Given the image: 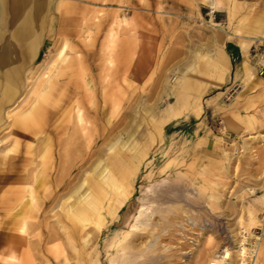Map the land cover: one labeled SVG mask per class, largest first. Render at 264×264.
Returning <instances> with one entry per match:
<instances>
[{
  "label": "rangeland",
  "instance_id": "obj_1",
  "mask_svg": "<svg viewBox=\"0 0 264 264\" xmlns=\"http://www.w3.org/2000/svg\"><path fill=\"white\" fill-rule=\"evenodd\" d=\"M13 1L0 51L27 12ZM42 1L40 24L0 65L2 78L17 70L19 89L0 112V264H248L257 230L264 264V65L260 87L234 71L222 89L190 91L202 95L199 118L174 121L173 106L178 78L201 73L214 38L242 45L264 0H213L214 13L211 0ZM35 40L36 57L18 58ZM250 45L256 66L264 41Z\"/></svg>",
  "mask_w": 264,
  "mask_h": 264
},
{
  "label": "crops",
  "instance_id": "obj_2",
  "mask_svg": "<svg viewBox=\"0 0 264 264\" xmlns=\"http://www.w3.org/2000/svg\"><path fill=\"white\" fill-rule=\"evenodd\" d=\"M208 5L211 8L212 13H214L216 6L213 0L209 1ZM23 8L26 9L27 12L22 17L18 18V20H20L19 21L20 27L15 30L12 36V38H14L15 41V46L10 44L4 46V48L0 51V65L3 64L1 61V57L3 56L8 57L7 52L9 50L11 49L18 50V46L16 42L25 43V41L32 35L34 29H36V27H38V25L40 24L42 15L49 8V3L42 0H33L32 2L29 0L13 1L12 10L16 14H18V16L22 13ZM5 23H6V4H5V0H0V41L2 40L4 35L3 26ZM253 27H254V31L252 32V31H248V26H246L247 29L246 32L249 34L240 36V38H242L244 41L242 45L240 43L238 45V43L235 41H229L225 48L224 47L225 45L223 46L219 43L218 40L219 37H216L215 40L213 39V43L215 44V49L211 53L205 54L204 56L201 57L205 61L203 65L205 66V68H201V73H198L194 77H191V79L186 80L184 83H183V78H178L177 81L178 83L175 86L180 85L182 91L180 93H176V92L175 94L173 93V95L175 96V104L173 106L179 107L183 112V114L174 121L182 118L189 119L191 116L199 118V116L196 115L195 111L199 105H201V108H203L202 95H200L197 98L195 97V95L190 94V91L198 92V90H200V88L203 87L205 84L211 85L213 88L216 89H222V87H224L227 80L229 79L231 73H233L234 71H235V79L237 81H241L242 83H244L245 88L253 89L261 86L260 77L259 80L255 81L252 80V78L247 77L243 72L244 68L246 67V64L251 63L250 57L248 56V53L251 49L250 43L252 41H255V39L256 40L259 39L260 33L264 32V17L260 18L259 20H256L255 23L253 24ZM36 41L37 40L26 45L27 47H25V49L28 50L24 52L23 56L20 51L19 52L17 51L18 58L24 57L25 59L27 58L28 61L29 59L33 60L37 55V49H36L37 46L34 45L35 43H37ZM15 71L17 70L14 69V72ZM191 71H193L191 67L181 68L182 75H186ZM256 75H257V71H256ZM0 79L1 81H4L6 83L8 82L10 83L9 80L15 81L14 76L9 77L8 71L6 72L4 78L0 77ZM183 84H185L186 87L185 85L182 86ZM262 87L264 88V86ZM203 111L204 108L202 109V113ZM230 126L231 127L226 128L228 132L234 133L235 135L242 134L239 129H236L235 127L233 128L232 125ZM254 138L255 136H250L248 139H254ZM6 247L5 249L12 250V248H14L15 246H12V244H8V246Z\"/></svg>",
  "mask_w": 264,
  "mask_h": 264
},
{
  "label": "bare ground",
  "instance_id": "obj_3",
  "mask_svg": "<svg viewBox=\"0 0 264 264\" xmlns=\"http://www.w3.org/2000/svg\"><path fill=\"white\" fill-rule=\"evenodd\" d=\"M255 34V33H254ZM258 34V33H257ZM214 40H215V38H214ZM264 41V32L263 33H260V36H259V39H255V41H254V43H256V42H263ZM215 42V41H214ZM220 46V45H219ZM6 58L7 57H5V56H3V57H1V61H2V63H3V65H6L5 63V60H6ZM246 64V63H245ZM258 65H264V53L263 54H261V55H259V58H258V60H257V62H256V66L253 64V63H249V64H246V67L244 68V70H243V72H244V74L247 76V77H250V78H253V80H258V73H257V75H256V71H257V66ZM259 72H260V70H259ZM16 74V73H15ZM240 74V73H239ZM260 74V73H259ZM8 75H9V77H13L14 76V72H12L11 70H9L8 71ZM238 75V74H237ZM10 79V78H9ZM10 81V83L8 82V83H6V84H1L0 83V89L2 90V100H1V103H0V112L4 109V107H5V105L6 104H8V103H11L13 100H15L16 98H17V96L19 95L18 93H19V89L17 90L16 89V87H17V85L16 84H13V81L12 80H9ZM177 80H173V82L175 83ZM0 82H1V79H0ZM181 84V83H180ZM15 85H16V87H15ZM185 84H183L182 86H184ZM181 86V87H182ZM185 87H186V85H185ZM39 102V103H38ZM37 103H38V106H37V110L33 113V116L31 115V117H29V118H27V119H25V121H24V123H29V124H31L32 122H34V120L36 119V117L38 116V114L39 113H41V111H42V103H40V101H38ZM200 102H201V99H200ZM199 104V103H198ZM202 109L203 108H201V105H199L198 106V108L196 109V115L197 116H199L200 117V115L202 114ZM32 110V109H31ZM147 110V113H149L152 117H155V116H157V114H155V110L153 109V107H151V108H149V109H146ZM169 111H170V109L169 108H167L164 112H162L161 114H160V116H164V115H166L167 113H169ZM32 112V111H31ZM19 122V124H21L22 123V121L20 120V121H18ZM158 125V124H157ZM134 134L132 133L130 136H128L129 137V141H131L132 143H133V138H134ZM130 142V143H131ZM98 169V168H97ZM107 169V168H106ZM104 172H105V169H103L102 171H100V173L98 174L99 175V177H101L103 174H104ZM103 177V176H102ZM104 178V177H103ZM89 193V192H88ZM84 200L85 199H81L80 200V203H85L84 202ZM159 209V208H158ZM162 209H163V207H162ZM168 209V208H167ZM169 209H171V208H169ZM175 209H176V207H175ZM164 210V209H163ZM172 210H174V209H172ZM177 210V209H176ZM176 210H175V212H176ZM180 210H183V208L182 209H180ZM179 210V211H180ZM158 211H160V210H158ZM165 211V210H164ZM178 211V210H177ZM178 211V212H179ZM167 212H169V210L167 211ZM116 213L117 212H115V210H114V208L111 210V214L114 216V215H116ZM163 213V212H162ZM170 213V212H169ZM182 213V212H181ZM140 214V213H139ZM165 214V213H164ZM173 214V213H172ZM141 215V214H140ZM153 215V214H152ZM161 215V214H160ZM190 215V214H189ZM142 216V215H141ZM140 216V217H141ZM142 218V217H141ZM150 218V217H149ZM163 218H165V220H166V217H164L163 216ZM194 218V217H193ZM135 219V218H134ZM139 219V218H138ZM143 219H145V218H143ZM158 219V218H157ZM187 219V218H186ZM196 219V218H195ZM137 220V219H136ZM150 220V219H149ZM164 220V221H165ZM155 221V220H154ZM164 221H163V223H164ZM167 221H168V219H167ZM198 221V220H197ZM197 221H195L194 219H192V218H190V217H188V222H190L193 226L194 225H196V222ZM135 222H137V221H135ZM156 222V221H155ZM160 222V221H159ZM141 223H143L144 225H146L147 224V221H146V224L144 223V222H141ZM149 223V222H148ZM162 223V224H163ZM166 223V222H165ZM198 223V222H197ZM128 224V223H127ZM142 224V225H143ZM156 224V223H155ZM154 223H153V225H155ZM161 224V225H162ZM190 224V225H191ZM168 225V224H167ZM178 225V224H177ZM170 226V225H169ZM149 227V226H148ZM158 227V226H157ZM164 227V226H163ZM132 228V227H131ZM140 228H142V227H140ZM164 228H166V224H165V227ZM167 228H169V227H167ZM139 228H135V231H139L138 230ZM151 229V228H150ZM150 229H148L147 228V226H145V228L143 227L142 228V230H141V232L143 231H146V233H147V231H148V234L150 235V237L151 236H153V232H150L149 230ZM154 229H156L155 227H154ZM163 229V228H162ZM132 230V229H131ZM130 230V231H131ZM133 230H134V228H133ZM152 230V229H151ZM165 230V229H164ZM163 230V231H164ZM168 230V229H167ZM166 230V231H167ZM125 231V230H124ZM127 231V230H126ZM162 231V230H161ZM128 232H129V230H128ZM140 232V231H139ZM138 232V233H139ZM124 233V232H123ZM155 233H156V231H155ZM159 233H160V231H159ZM164 233V232H163ZM125 234V236H126V233H124ZM145 234V233H144ZM143 234V235H144ZM165 234V233H164ZM142 235V234H141ZM155 235V234H154ZM124 236V237H125ZM158 237L160 236H162L161 234L160 235H157ZM142 237V236H141ZM141 237H140V235H138V234H134L133 235V237H132V244H135V242H136V239L138 240V239H141ZM147 237V236H146ZM150 237H148V240H149V238ZM125 238H127V237H125ZM129 238V237H128ZM127 238V239H128ZM154 238V239H153ZM153 238H150V239H152L153 241H157L156 239H155V236L153 237ZM127 239H126V241H127ZM144 239V238H143ZM147 238H145V241H147L146 240ZM161 239V238H160ZM125 240V239H124ZM258 240H259V237H256V235H254V244H253V247H252V250H251V252H250V257H255V260H252L253 262H250L249 261V263L248 264H250V263H252V264H257V258H258V251H257V245L259 244V246L261 245L259 242H258ZM130 241V242H131ZM142 241V240H141ZM144 241V240H143ZM153 241H152V244H153ZM159 241V240H158ZM124 242V241H123ZM140 242V241H139ZM139 242H137V243H139ZM149 242V241H148ZM113 243V242H112ZM120 243V242H119ZM118 243V244H119ZM141 243H143V242H141ZM117 244V245H118ZM140 244V243H139ZM143 244H146V243H143ZM152 244H151V246H150V244H149V246L150 247H152ZM114 246H115V243L113 244ZM128 245V244H127ZM127 245H125L126 247H127ZM131 245V244H130ZM145 246V245H144ZM153 246H155L156 247V245L154 244ZM117 247V246H116ZM123 247V246H122ZM132 247V246H131ZM154 247V248H155ZM119 248V247H118ZM128 248V247H127ZM126 248V249H127ZM143 248V247H142ZM153 248V249H154ZM158 248V247H157ZM141 249V248H140ZM139 249V250H140ZM156 249V248H155ZM166 249H168V248H166ZM125 250V249H124ZM157 250V249H156ZM169 250V249H168ZM118 251V250H117ZM116 251V252H117ZM121 251V250H120ZM129 251V248H128V250L126 251V252H128ZM142 251V252H141ZM165 251H167V250H165ZM164 251V252H165ZM240 251H242L243 253V255H244V257H246V248L245 247H243V248H241V250ZM147 252V251H146ZM157 252H159V251H157ZM162 252V251H161ZM164 252H162V253H164ZM129 253L130 254H132L130 251H129ZM136 253V252H135ZM137 253H138V251H137ZM139 253H141V255H143L144 257H148L149 255L147 254V253H145V250H144V252H143V250H140L139 251ZM138 253V254H139ZM118 254V253H117ZM126 254V253H125ZM128 254V253H127ZM126 254V255H127ZM137 254V255H138ZM243 255L241 256V257H243ZM116 256V255H115ZM136 256V255H135ZM140 256V255H139ZM138 256V257H139ZM142 256V257H143ZM157 256H158V254H157ZM141 257V258H142ZM159 257V256H158ZM125 258H127L126 256H125ZM150 258V257H149ZM148 258V259H149ZM163 258V257H162ZM10 259L11 260H14L15 259V256L14 255H11L10 256ZM115 259V258H114ZM130 260H131V258H129ZM137 259H139V258H137ZM150 259H152L153 260V258H150ZM119 260V259H118ZM154 260H155V257H154ZM249 260H250V258H249ZM125 261V260H124ZM148 261V260H147ZM159 261V260H158ZM122 262V261H121ZM131 263H133L132 261H130ZM135 263V262H134ZM139 263V262H138ZM151 263H153V262H151ZM127 264H129V263H127ZM141 264V263H140ZM241 264H247L246 263V261H244V260H242V263Z\"/></svg>",
  "mask_w": 264,
  "mask_h": 264
},
{
  "label": "built area",
  "instance_id": "obj_4",
  "mask_svg": "<svg viewBox=\"0 0 264 264\" xmlns=\"http://www.w3.org/2000/svg\"><path fill=\"white\" fill-rule=\"evenodd\" d=\"M261 75H263L264 74V67H260V72H259ZM240 152V150L239 149H237L236 150V154L237 153H239ZM255 235H256V237H261L260 235H261V230H257V232H255ZM250 258V262H253L252 260H255V257H249ZM250 264H252V263H250Z\"/></svg>",
  "mask_w": 264,
  "mask_h": 264
}]
</instances>
